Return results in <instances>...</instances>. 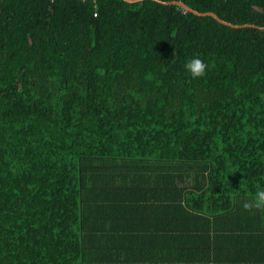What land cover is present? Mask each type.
<instances>
[{
	"label": "trees",
	"instance_id": "trees-1",
	"mask_svg": "<svg viewBox=\"0 0 264 264\" xmlns=\"http://www.w3.org/2000/svg\"><path fill=\"white\" fill-rule=\"evenodd\" d=\"M163 1L255 27L153 0H0V264H113L109 219L147 193L179 246L264 264V211L244 208L264 190V0ZM182 175L187 208L167 193Z\"/></svg>",
	"mask_w": 264,
	"mask_h": 264
},
{
	"label": "crops",
	"instance_id": "crops-1",
	"mask_svg": "<svg viewBox=\"0 0 264 264\" xmlns=\"http://www.w3.org/2000/svg\"><path fill=\"white\" fill-rule=\"evenodd\" d=\"M170 181V188L173 189L167 193L172 197L173 202L170 200L172 205L174 203L178 205L177 202H179L181 206L187 208L192 200L190 196L199 195V193L189 192L196 183L192 177L182 175L173 178L171 176ZM144 195L143 214L129 210L125 212L124 217L117 213L109 219L106 228L111 238L106 241L111 246L123 248V253L121 256L116 255L117 260L113 264H225L223 259L229 255L233 247L219 245L216 248H210L206 242L202 241L198 245L187 242L179 246L170 237L174 234L167 231L170 227L166 226L165 229V225H161L160 220L154 217L152 211H156L154 207L158 203L155 200L151 202L152 194ZM205 218L206 215L202 214V224Z\"/></svg>",
	"mask_w": 264,
	"mask_h": 264
},
{
	"label": "clouds",
	"instance_id": "clouds-1",
	"mask_svg": "<svg viewBox=\"0 0 264 264\" xmlns=\"http://www.w3.org/2000/svg\"><path fill=\"white\" fill-rule=\"evenodd\" d=\"M184 68L191 78L199 79L206 75L208 64H206L199 56H193V58L185 62ZM244 208L248 210L255 209L264 211V190H258L252 197L251 202H246L244 204Z\"/></svg>",
	"mask_w": 264,
	"mask_h": 264
},
{
	"label": "water",
	"instance_id": "water-1",
	"mask_svg": "<svg viewBox=\"0 0 264 264\" xmlns=\"http://www.w3.org/2000/svg\"><path fill=\"white\" fill-rule=\"evenodd\" d=\"M125 1L131 2V3H136V2H143V1H146V0H125ZM153 1H156V2L161 3V4H165V5H177V6H180L181 8H183L184 10L192 12L195 15H198V16H212V17L216 18L222 24H224L226 26H229V27H232V28L255 27L254 25H234L232 23H229L227 21L222 20L217 14H215L213 12H205V13H203V12L195 11L194 9L190 8L188 5H186L182 1H172V2H166V1H163V0H153ZM262 29H264V28H262Z\"/></svg>",
	"mask_w": 264,
	"mask_h": 264
},
{
	"label": "built area",
	"instance_id": "built-area-1",
	"mask_svg": "<svg viewBox=\"0 0 264 264\" xmlns=\"http://www.w3.org/2000/svg\"><path fill=\"white\" fill-rule=\"evenodd\" d=\"M51 1H53V0H51Z\"/></svg>",
	"mask_w": 264,
	"mask_h": 264
}]
</instances>
